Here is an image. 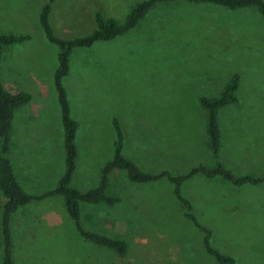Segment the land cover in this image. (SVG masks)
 I'll return each mask as SVG.
<instances>
[{"label":"rangeland","instance_id":"rangeland-1","mask_svg":"<svg viewBox=\"0 0 264 264\" xmlns=\"http://www.w3.org/2000/svg\"><path fill=\"white\" fill-rule=\"evenodd\" d=\"M140 1L54 0L49 23L60 38L82 37L96 28V12L122 23ZM46 2L0 0V33L30 36L2 51L0 82L31 94L15 110L9 158L20 186L34 197L54 189L65 169L52 74L59 47L39 23ZM234 74L238 102L217 110L220 147L214 156L200 98L217 97ZM62 84L77 122L71 187L86 191L99 184L114 153V120L123 136L121 153L144 172L182 175L219 162L235 176L264 177V18L255 7L157 3L129 31L74 47ZM108 182L106 193L119 201L80 203L79 223L124 241V256L84 238L63 197L52 195L34 198L11 215L13 263L216 264L167 178L138 183L115 169ZM181 194L210 229L212 245L233 256L234 264H264V182L235 186L198 174L182 183ZM4 201L0 192V263Z\"/></svg>","mask_w":264,"mask_h":264},{"label":"trees","instance_id":"trees-1","mask_svg":"<svg viewBox=\"0 0 264 264\" xmlns=\"http://www.w3.org/2000/svg\"><path fill=\"white\" fill-rule=\"evenodd\" d=\"M53 1L54 0H48V2L41 7L39 13V23L43 29L46 39L59 47L58 65L54 72V87L57 93L64 129L63 142L65 149V169L59 178L56 187L40 197H34L22 189L16 178L11 160L9 158L11 127L14 110L17 107L28 103L31 100V94L23 91H10L0 82V192L5 198L1 213L3 255L0 264H14L12 259L11 234L9 229L11 215L20 206L27 204L34 198L40 199L42 197L52 195H60L63 197L66 214L75 222L76 227L84 238L97 245L114 250L120 256H124L126 254V243L124 241L98 233L88 232L84 230L79 223L80 203L85 202L98 204L104 202L111 206L119 201V198L110 196L106 193L109 184L108 176L115 169L126 170L127 178L130 181L138 183L150 182L162 177L167 178L174 184V193L185 208L184 216L190 219L196 228L203 233L202 244L204 250L216 260V264H234L235 258L233 256L222 252L219 248L212 245L210 229L199 223L196 216L192 213V203L181 194L182 183L198 174L208 179L220 176L235 186H241L245 183H262L264 182V177H257L250 174L235 176L219 162H216L211 168L200 164L191 168L187 173L182 175H172L168 171H161L157 174L144 172L121 153L123 136L119 123L117 120H114L113 123L117 135L114 140V153L110 161H108L102 168V175L99 184L86 191H81L71 187L70 182L72 173L75 169V159L77 154L75 146L77 122L70 117V106L66 91L62 84V79L69 71V55L74 47H90L97 41H108L129 31L142 18H144L148 10L157 3L170 1L211 3L223 6L230 10L255 7L264 18V0H142L131 7L122 23H118L111 17H104L100 12H96V28L88 35L73 39L60 38L54 34L49 23V14L51 3ZM29 38V35L24 34L16 35L13 33H0V55L3 48L16 43H21ZM238 85L239 76L238 74H234L217 97L200 98V103L207 111V143L213 151L214 156L217 154L220 147L217 110L227 104L238 102L236 95Z\"/></svg>","mask_w":264,"mask_h":264},{"label":"crops","instance_id":"crops-1","mask_svg":"<svg viewBox=\"0 0 264 264\" xmlns=\"http://www.w3.org/2000/svg\"><path fill=\"white\" fill-rule=\"evenodd\" d=\"M10 47H11V46H7V47H5V49L3 48L4 50L2 49V51H6V49H7V48L9 49ZM1 54H2V52H1ZM1 66H2V59H1V55H0V68H1ZM55 69H56V68H55ZM54 72H55V71H54ZM54 72L52 73V74H53V79H54ZM66 75H67V74H66ZM32 78H35V75H32ZM23 90H24V89H22L21 87H19V88L17 87V89H16V91H23ZM23 92H26V91H23ZM28 93H29V92H28ZM30 101H31V100H30ZM30 101H29V102H30ZM29 102H28V103H29ZM26 104H27V103H26ZM23 105H24V104H23ZM21 106H22V105H21ZM19 107H20V106H19ZM17 108H18V107H17ZM17 108H16V109H17ZM16 109H15V110H16ZM15 110H14V113H15ZM14 113H13V118H14ZM12 122H13V119H12ZM10 144H11V142H10ZM76 155H77V154H76ZM75 161H76V159H75ZM74 170H75V169H74ZM73 172H74V171H73ZM72 175H73V173H72ZM60 211H61V210H60ZM60 211H58V213H61ZM63 215H64V214H63ZM65 215H66V214H65ZM51 217H52V219L55 218V217H54V214H51ZM51 217H50V218H51Z\"/></svg>","mask_w":264,"mask_h":264}]
</instances>
